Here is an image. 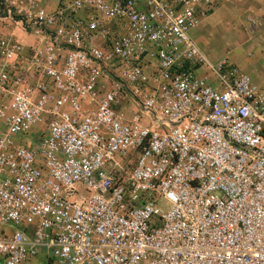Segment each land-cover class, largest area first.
Instances as JSON below:
<instances>
[{
  "label": "built area",
  "instance_id": "built-area-1",
  "mask_svg": "<svg viewBox=\"0 0 264 264\" xmlns=\"http://www.w3.org/2000/svg\"><path fill=\"white\" fill-rule=\"evenodd\" d=\"M220 1L0 0V264H264V90L188 35Z\"/></svg>",
  "mask_w": 264,
  "mask_h": 264
},
{
  "label": "crops",
  "instance_id": "crops-1",
  "mask_svg": "<svg viewBox=\"0 0 264 264\" xmlns=\"http://www.w3.org/2000/svg\"><path fill=\"white\" fill-rule=\"evenodd\" d=\"M47 6L51 7V4ZM0 33H6L1 24ZM207 33L228 44L223 56L211 59L200 50L198 43L204 41L203 36ZM13 35L23 45L32 43V38L17 28L13 30ZM188 35L210 62L225 58L246 74L256 87H264L263 78H255L247 71L252 66L249 62L248 43L253 39L264 38V0H221L207 17L199 19L197 26ZM22 264H34V261L29 260Z\"/></svg>",
  "mask_w": 264,
  "mask_h": 264
},
{
  "label": "rangeland",
  "instance_id": "rangeland-1",
  "mask_svg": "<svg viewBox=\"0 0 264 264\" xmlns=\"http://www.w3.org/2000/svg\"><path fill=\"white\" fill-rule=\"evenodd\" d=\"M203 37L204 41L198 43V47L211 59L221 57L224 51H227V48L229 47L227 43L214 37L211 33H207ZM247 47L248 51H250L249 62L252 64L247 71L255 78L264 79V38L251 40ZM257 83L259 84V81H257ZM257 88L264 90L263 86ZM161 210L165 212L168 208L161 206ZM39 257L31 259L34 261V264H44L42 255H39Z\"/></svg>",
  "mask_w": 264,
  "mask_h": 264
}]
</instances>
